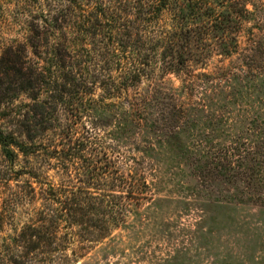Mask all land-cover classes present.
<instances>
[{"label": "trees", "instance_id": "1", "mask_svg": "<svg viewBox=\"0 0 264 264\" xmlns=\"http://www.w3.org/2000/svg\"><path fill=\"white\" fill-rule=\"evenodd\" d=\"M253 2L55 0L40 15L28 44L10 49L0 72L7 162L0 264H78L153 200L168 180L160 172L176 175L184 165L206 190L229 183L236 200L264 204V0ZM214 51L238 55L219 77L233 76L238 87L218 95L237 104L248 124L241 127L225 102L207 112L205 102L190 108L157 84L140 91L157 67L161 75L185 74L189 89L202 87L193 65H205ZM20 95L29 101L18 106ZM103 112L114 118L104 132L95 121ZM121 138L132 145L123 148ZM20 155L66 179L53 183L35 166L16 168ZM17 213L25 218L20 227Z\"/></svg>", "mask_w": 264, "mask_h": 264}, {"label": "rangeland", "instance_id": "2", "mask_svg": "<svg viewBox=\"0 0 264 264\" xmlns=\"http://www.w3.org/2000/svg\"><path fill=\"white\" fill-rule=\"evenodd\" d=\"M253 3L260 5V0ZM55 5V0H0V72L8 58L7 52L26 46L41 21L40 15L53 11ZM250 8L253 9L251 4ZM257 13L261 21V11ZM254 22L252 20L248 25ZM32 50L29 49V57L34 59ZM238 63V55L224 57L214 51L205 59V65H193L194 73L204 75L198 79L202 87L189 89L185 74L161 75L157 67L151 74L153 80L144 78L139 89L147 93L153 84H157L190 108L200 107L205 102L207 112L217 111L218 104L225 102L231 115L238 118L242 114L238 105L218 95H225L227 85L238 87L231 75L228 77L230 82L219 80L224 70L234 69ZM254 94L261 96L257 90ZM27 101L25 95H20L14 104L19 106ZM4 107L5 103L0 105V110ZM196 113L203 115L205 112ZM101 115L95 118L101 131L113 129L112 115L109 112ZM238 119L242 121L241 127L248 124L247 118ZM130 129L135 131L133 125ZM118 143L125 149L132 145L125 138ZM28 159L29 164L20 155L15 167L35 166L53 183L66 179V175L42 163L40 158L30 155ZM6 168L0 144V173ZM183 168L184 172L178 171L176 175L160 172V176L164 175L168 180L158 187L153 200L135 208L125 223L78 264H264V204L236 200L233 198L235 186L229 183H218L213 190H206L191 176L188 166ZM164 169L165 165L161 171ZM146 171L148 176L152 175L149 169ZM24 221L22 214L17 213V226Z\"/></svg>", "mask_w": 264, "mask_h": 264}]
</instances>
